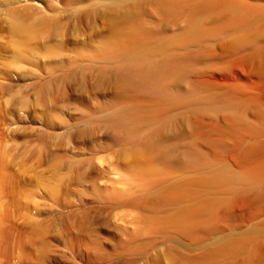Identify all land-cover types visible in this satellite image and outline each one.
Masks as SVG:
<instances>
[{
    "label": "rangeland",
    "instance_id": "374dc122",
    "mask_svg": "<svg viewBox=\"0 0 264 264\" xmlns=\"http://www.w3.org/2000/svg\"><path fill=\"white\" fill-rule=\"evenodd\" d=\"M240 6L264 0H0V264H264V202L239 205L220 176L264 136L224 149V128L256 118L206 112L243 59L264 102V38L234 44ZM18 20L36 31L21 49ZM154 79L182 98L146 92ZM112 115L139 118L150 143L115 140Z\"/></svg>",
    "mask_w": 264,
    "mask_h": 264
},
{
    "label": "bare ground",
    "instance_id": "6f19581e",
    "mask_svg": "<svg viewBox=\"0 0 264 264\" xmlns=\"http://www.w3.org/2000/svg\"><path fill=\"white\" fill-rule=\"evenodd\" d=\"M169 1V0H168ZM262 9H257V7L253 8L252 7H246V6H240L237 8V23H235V27L233 26V29L236 31V33H240L239 36L235 39V45H237L238 47H242V46H249L253 47V49L260 43L259 41L263 40L264 38V33H260L259 29L262 27V26H258L260 23H263L264 22V10L263 8L264 7H261ZM31 25V24H30ZM30 25H26V24H23L22 21L18 20V24H16V30H17V33H18V37L20 38V40L18 39V49H21L23 46H24V43H28V41L31 39V37H33L35 35V29L30 27ZM15 26V25H14ZM34 27V26H33ZM263 27H264V24H263ZM233 32V31H232ZM15 33V34H17ZM117 33V32H116ZM119 37V36H118ZM117 38V37H115ZM120 38V37H119ZM124 38V37H122ZM128 39V37H125L124 39ZM123 39V40H124ZM117 40H119L117 38ZM121 40V38H120ZM122 40V41H123ZM112 41V40H111ZM128 42V41H127ZM115 43V42H114ZM119 43V42H118ZM122 44V42L120 43ZM119 44V45H120ZM125 44V43H124ZM21 45H23L22 47H20ZM117 45V44H115ZM122 46V45H121ZM259 46V45H258ZM249 48H246L249 50ZM256 49V48H255ZM247 51V50H246ZM253 53H250V55H252ZM256 56L257 55H260V54H264V47H262L261 49L255 51L254 53ZM249 56V55H248ZM247 56V57H248ZM264 56V55H263ZM263 58V57H262ZM249 60H250V57H249ZM240 61V60H239ZM264 61V59H263ZM238 62V61H237ZM247 59H243L241 60L240 62H238L237 64V68L235 66V70H233V72L228 75L225 76L224 78V82L227 83V87H224V88H215L214 90H221V91H224V96L221 97L220 99H218L216 96H214L213 94V98H211L210 100V103H208V107L206 112L208 111L210 114L214 115L215 117L217 116V114H222L223 112H219L220 110L221 111H224L226 113H228V116H232V118H237L238 120H241V119H244V120H250V118L248 119V115L249 113H251V116L253 115L254 118H256L255 120H253V126L250 125V122L249 124H247V128L246 129H249V130H244L243 127L244 126H241V125H233L232 124H235L237 122L236 119L234 120L235 123H232L231 121H233V119H231L230 117H226L228 118L227 121L229 124H231L229 127V130H224L223 129V134L221 135H225L226 137H228L227 140H231L232 143H233V140L235 141L234 144H232V148L229 147L230 146V143H226L228 145H224L223 148L224 149H231V150H237L240 148V143L242 142L243 139H246L247 135L250 137H255V138H260L261 136H264V102L262 103L261 100H260V97L256 91V85L254 84V82H251L253 79L250 77V76H247L245 75L244 73V69L247 67ZM133 67V66H132ZM131 67V68H132ZM135 66L130 70L129 72V77L130 78H133L135 81L136 79H139L142 75L143 72L141 69L139 68H136L134 69ZM141 68V67H140ZM241 69L240 71H238V69ZM249 68V67H248ZM263 68H264V62H263ZM139 69V70H138ZM156 72V71H155ZM159 72V71H158ZM166 72V70H165ZM152 73V72H151ZM171 73V72H170ZM156 74V73H154ZM159 73H157L158 75ZM155 75V77L157 76ZM149 76V75H148ZM148 76L146 75V77L148 78ZM162 76V75H161ZM173 76V75H172ZM177 76V75H176ZM180 76V75H179ZM164 77V76H162ZM170 77V76H169ZM175 77V76H173ZM172 77V79H173ZM154 77H150L148 79H153ZM159 78V77H158ZM258 78V77H257ZM132 79V80H133ZM161 79V78H160ZM256 79V78H255ZM165 80V79H164ZM247 82H246V81ZM146 81V79H145ZM149 81V80H148ZM150 81H153V80H150ZM155 81V79H154ZM157 81V80H156ZM149 82V83H146L143 85V89H149V90H153L154 93L157 94V97L160 96L162 97V100L163 98L164 99H168V100H171V99H174V100H178L181 97V94H178L177 92H174L173 89L171 88H168L167 85L165 84V86L159 84V81L158 82ZM244 81L245 83H248L250 84L247 88H246V84H245V88L242 87L244 85ZM144 82V81H143ZM167 82V81H166ZM164 82V83H166ZM256 82V81H255ZM138 83V82H137ZM140 83V81H139ZM243 83V85H242ZM257 83V82H256ZM201 84V83H200ZM199 84V85H200ZM247 84V85H248ZM141 86V85H140ZM169 86V85H168ZM205 85H203L204 87ZM207 86V85H206ZM201 87L199 90L198 88ZM141 88V89H142ZM173 88V87H172ZM198 90L199 92L202 91V84L200 86H198ZM211 88V87H210ZM177 89V88H176ZM205 88H203L204 90ZM144 90V92H145ZM194 90V89H193ZM198 90H195L196 92H198ZM212 90V89H211ZM210 90V91H211ZM141 91V90H140ZM148 90H146L147 92ZM190 91V90H189ZM195 91H193L194 93L192 92H189V93H192L190 94L189 96H186V98H192L193 96L194 97H199L201 96L202 93H200V95H198ZM142 92V93H144ZM205 92V91H204ZM209 92V91H208ZM207 92V94H208ZM196 93V94H195ZM212 93H217V92H212ZM220 93V92H219ZM261 93V92H259ZM222 94V93H221ZM198 95V96H197ZM206 95V94H205ZM210 97L212 94H209ZM205 97V96H204ZM204 97L202 96V100H204ZM185 98V96H184ZM206 98V97H205ZM209 98V97H208ZM193 99V98H192ZM190 99V100H192ZM197 99H201L200 98H197ZM194 100V99H193ZM200 100L201 102H204ZM219 100V101H218ZM165 101V100H164ZM173 101V100H172ZM197 102L198 104L200 103ZM170 102V101H169ZM182 102V101H181ZM196 102V101H195ZM168 103V102H167ZM196 103V104H197ZM182 104V103H181ZM195 104V105H196ZM185 105V104H184ZM191 105V104H190ZM202 105V104H201ZM189 106V105H188ZM199 106V105H198ZM203 106V105H202ZM194 107V105H193ZM192 107V109H194ZM201 109V108H199ZM205 109V108H204ZM198 109H196L197 111ZM201 111H204L205 110H199ZM198 112V111H197ZM203 112V113H204ZM163 113V112H162ZM199 113V112H198ZM129 115V114H128ZM146 115V114H145ZM211 115V116H212ZM223 115V114H222ZM225 115V114H224ZM134 116V114H133ZM132 116V117H133ZM140 116V114L138 115ZM148 116V115H147ZM145 116V117H147ZM153 116V115H152ZM150 116V117H152ZM149 117V118H150ZM155 117V116H154ZM153 117V118H154ZM250 117V116H249ZM127 116L125 115H112L110 116L108 119H112L114 120L116 123H112L114 124L115 126H117V132L115 133V140H119L121 142H134V141H138L139 143L141 141H139V139H143L144 140V143L145 144H149L150 143V134H146V135H143L145 133V130L148 128L149 129V126L147 124H145L144 122L146 121H143L144 119H141L140 117V120L143 121L144 125H142V123H136L138 122V120H135L133 121L132 123H128L127 121ZM135 119V118H133ZM132 119V120H133ZM212 119V118H211ZM219 119V118H218ZM258 119V120H257ZM152 119L150 121H148L147 123L151 124L152 122L154 123V121H152ZM201 122V121H200ZM246 122V121H245ZM223 123V122H222ZM242 123V122H241ZM240 123V124H241ZM209 124V123H208ZM146 125V127H145ZM204 125V124H202ZM214 125V124H213ZM148 126V127H147ZM199 126V125H198ZM206 126V125H204ZM203 126V128H204ZM211 126V125H210ZM225 126V125H224ZM152 127V126H151ZM209 128V127H208ZM215 129V127H213ZM211 129L212 132L214 129ZM219 128V126H218ZM217 128V129H218ZM223 127H220L219 128V131L220 129H222ZM200 129V128H199ZM198 131V130H197ZM211 132V131H210ZM216 132V131H215ZM192 134V133H191ZM215 134V133H213ZM218 134V136H221ZM192 136V135H191ZM190 136V137H191ZM199 136V135H198ZM260 136V137H259ZM194 137V136H193ZM248 137V139H249ZM252 137V138H253ZM209 138V137H208ZM212 138H216V136L212 137ZM220 138V137H219ZM218 138V139H219ZM255 138H253L255 140ZM264 138V137H262ZM224 139V137L222 138V140ZM226 139V138H225ZM233 139V140H232ZM192 140V139H191ZM247 140V139H246ZM245 140V141H246ZM118 141V142H119ZM215 141V140H214ZM218 141V140H217ZM250 141V140H249ZM226 142V141H225ZM135 143V142H134ZM196 143V142H195ZM194 143V144H195ZM198 143V142H197ZM244 145V144H242ZM253 145V144H252ZM161 146V145H160ZM168 146V144H167ZM192 146V144H191ZM195 146V145H194ZM200 146V144L198 143V147ZM218 146V145H217ZM197 147V146H196ZM195 148V147H194ZM200 148V147H199ZM222 148V147H221ZM220 149V147H219ZM215 150V149H214ZM217 150V149H216ZM229 150V151H231ZM241 150V149H240ZM195 151V150H194ZM197 151V150H196ZM192 152V151H191ZM203 152V151H202ZM220 152L221 151H218V155L216 154V157L214 156V158H216V160H214L215 162L217 161V165L219 164H222V169H224L225 167H223V163L225 164V162L227 161L226 159H224V157H222V155L220 156ZM238 152V151H237ZM199 153V151L197 152ZM189 154H192L190 156H187L188 159L186 160L190 165H200V166H204V167H211L209 166V162L208 164L207 163H203L201 162L202 160L206 159H202L200 160V158L198 157V155H202L203 153H200L198 155H196L194 152L192 153H189ZM214 154V153H213ZM204 157H205V154H203ZM212 154H207V156H211ZM148 154L144 151V152H141V153H135V154H130V158L133 159V160H141V158H145L147 157ZM225 156V154H224ZM243 156H244V167H243V171H240V173L238 172V174H234L232 175V171H230L232 174H229L228 172L226 173H222L220 176L222 177V179L226 182H235L236 185L237 183H240L241 184V187H242V192L243 194L238 193L237 196L239 194V198H238V201L237 203L239 205H244V204H253L254 203H257L256 201H259V202H262L260 200H263L264 202V140L260 138V140L256 141L254 143V145L248 149H245L243 150ZM202 157V156H201ZM213 157V156H212ZM212 157L211 160H212ZM209 159V158H208ZM206 159V160H208ZM226 160V161H225ZM133 162V161H132ZM212 162V161H210ZM215 162L213 163V167L215 168ZM147 163V162H146ZM211 165V164H210ZM227 165V164H226ZM199 166V167H200ZM241 166V164H240ZM217 167V166H216ZM242 167V166H241ZM212 168V167H211ZM210 168V169H211ZM221 168V167H220ZM219 168V169H220ZM239 170L241 169L240 167H238ZM200 169V168H199ZM217 169V168H216ZM227 169V168H225ZM202 170V169H201ZM199 170V171H201ZM203 170H207L206 168H203ZM218 170V169H217ZM217 170H215V172H218ZM228 170V169H227ZM226 170V171H227ZM209 171V170H208ZM207 171V172H208ZM220 172V171H219ZM219 178V176H218ZM201 180V179H200ZM218 180V179H217ZM202 181V180H201ZM208 181V180H207ZM212 183V182H211ZM223 183V182H222ZM54 193V192H53ZM171 195V194H170ZM163 197V196H162ZM169 198V197H168ZM167 199V198H166ZM173 200V199H172ZM185 229L187 228L186 226L184 227ZM219 242V241H218ZM223 241H220L219 242V245L221 244L222 245ZM259 250L260 253H262V248L261 247H258L257 248ZM259 254V253H258ZM261 256V255H260ZM255 259V258H254ZM259 259V258H258ZM257 260V259H256ZM260 260V259H259ZM261 262V261H260ZM256 264H261V263H256Z\"/></svg>",
    "mask_w": 264,
    "mask_h": 264
}]
</instances>
